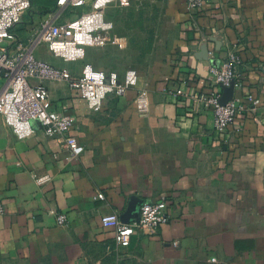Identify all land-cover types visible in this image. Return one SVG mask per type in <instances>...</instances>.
Instances as JSON below:
<instances>
[{
  "label": "crops",
  "instance_id": "crops-1",
  "mask_svg": "<svg viewBox=\"0 0 264 264\" xmlns=\"http://www.w3.org/2000/svg\"><path fill=\"white\" fill-rule=\"evenodd\" d=\"M126 1L103 9L114 43L88 47L78 62L55 58L36 40L45 21L74 20L88 6L32 0V39L22 44L13 34V54L23 50L74 75L84 64L119 80L134 71L137 82L99 112L66 83L45 84L47 110L74 118L68 136L83 147L76 158L64 139L39 128L18 139L0 116V264H264V0H208L191 25L186 0ZM232 50L242 60L234 95L254 112L217 135L194 97L207 91L209 67ZM179 88L186 96L170 94ZM139 93L146 114L134 106ZM163 194L168 223L117 246L102 217L120 220L132 198L138 213Z\"/></svg>",
  "mask_w": 264,
  "mask_h": 264
},
{
  "label": "built area",
  "instance_id": "built-area-1",
  "mask_svg": "<svg viewBox=\"0 0 264 264\" xmlns=\"http://www.w3.org/2000/svg\"><path fill=\"white\" fill-rule=\"evenodd\" d=\"M31 1L0 0V116L18 139L33 136L35 128H39L46 137L64 139L69 156L76 158L82 153L83 147L76 143L74 137L68 136L74 118L47 110L48 89L45 84L55 81L66 83L70 90L80 95L90 111L99 112L108 96H125L136 85L137 75L134 71H128L119 80L116 74L107 76L90 64H84L79 75H74L67 69H58L36 59L23 50L11 53L14 44L19 47L11 31L31 9ZM207 1L186 0L190 25L203 14ZM115 2L121 6L128 5L126 0H58V6H88V10L74 20L57 22L56 17H52L45 21L39 29L36 43L45 44L55 58L65 62L83 60L88 47H105L114 43L112 24L104 18L103 9ZM241 65L242 60L236 51L227 52L219 65L209 67L207 91L194 97L210 111L213 131L217 135L225 134L247 111L254 112L253 109L247 110L234 94L229 101L221 103L224 89L232 87L235 93L240 88ZM35 81L37 83L33 84ZM180 81L184 83V80ZM170 94L175 98L186 96L180 88ZM252 103L257 106L258 101ZM134 106L138 113H147L149 102L144 93L136 95ZM45 179H35V182L42 184ZM98 198L105 200L102 193ZM169 206L170 198L163 194L156 201L142 203L137 220L123 223L114 213L102 217L101 223L104 227L115 228L117 246H128L134 235L151 234L167 224ZM5 212V206L0 202V216ZM56 220L61 226L66 223L65 215H57Z\"/></svg>",
  "mask_w": 264,
  "mask_h": 264
},
{
  "label": "rangeland",
  "instance_id": "rangeland-1",
  "mask_svg": "<svg viewBox=\"0 0 264 264\" xmlns=\"http://www.w3.org/2000/svg\"><path fill=\"white\" fill-rule=\"evenodd\" d=\"M31 22L32 21H30V12H26L21 17V22L17 24L14 29H12L11 34H18L21 38L22 44H28L29 41L32 39L31 36H33V32L35 31L37 24H31Z\"/></svg>",
  "mask_w": 264,
  "mask_h": 264
},
{
  "label": "water",
  "instance_id": "water-1",
  "mask_svg": "<svg viewBox=\"0 0 264 264\" xmlns=\"http://www.w3.org/2000/svg\"><path fill=\"white\" fill-rule=\"evenodd\" d=\"M233 94H234V92H233V88L232 87L224 89L223 95H222V98H221V103L224 104L227 101H229L233 97ZM136 205H137V202H136L135 198H132L130 200V202H129L127 211L125 212V214H123L120 217L121 222L129 223V222H131L130 220L132 218H133V220H137L138 219V213L135 212Z\"/></svg>",
  "mask_w": 264,
  "mask_h": 264
},
{
  "label": "trees",
  "instance_id": "trees-1",
  "mask_svg": "<svg viewBox=\"0 0 264 264\" xmlns=\"http://www.w3.org/2000/svg\"><path fill=\"white\" fill-rule=\"evenodd\" d=\"M31 10H32V1H31V9H30V10H28L27 12H31Z\"/></svg>",
  "mask_w": 264,
  "mask_h": 264
}]
</instances>
